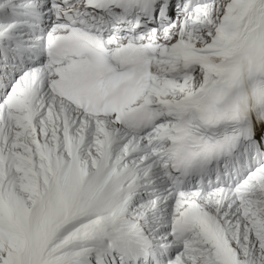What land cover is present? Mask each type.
<instances>
[{
	"label": "snow or ice",
	"instance_id": "snow-or-ice-1",
	"mask_svg": "<svg viewBox=\"0 0 264 264\" xmlns=\"http://www.w3.org/2000/svg\"><path fill=\"white\" fill-rule=\"evenodd\" d=\"M0 264H264V0H0Z\"/></svg>",
	"mask_w": 264,
	"mask_h": 264
}]
</instances>
